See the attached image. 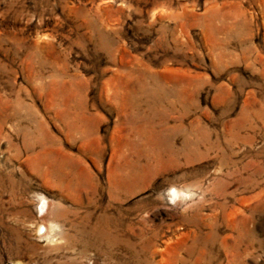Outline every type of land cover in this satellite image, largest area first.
Returning a JSON list of instances; mask_svg holds the SVG:
<instances>
[{"label":"rangeland","instance_id":"1","mask_svg":"<svg viewBox=\"0 0 264 264\" xmlns=\"http://www.w3.org/2000/svg\"><path fill=\"white\" fill-rule=\"evenodd\" d=\"M0 264H264V0H0Z\"/></svg>","mask_w":264,"mask_h":264},{"label":"bare ground","instance_id":"2","mask_svg":"<svg viewBox=\"0 0 264 264\" xmlns=\"http://www.w3.org/2000/svg\"><path fill=\"white\" fill-rule=\"evenodd\" d=\"M171 194L174 196V197H179V196H181V194H182V192L180 191V190H178V189H176V188H173L172 190H171ZM179 199V198H178ZM40 205V208H39V212L41 213V214H43L44 212H46V210H47V208H48V206H49V204H48V202L46 201V200H44L43 199V201H41V203L39 204ZM40 227H38L39 229H38V231L41 233V234H44V235H46V234H49V230H51V232L53 231V228H52V225H51V223L50 224H47L46 222H42V223H40V225H39Z\"/></svg>","mask_w":264,"mask_h":264}]
</instances>
